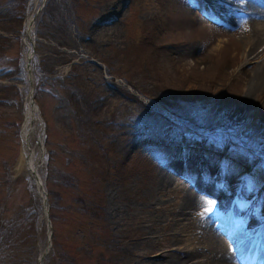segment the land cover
I'll list each match as a JSON object with an SVG mask.
<instances>
[{"label": "rangeland", "instance_id": "obj_1", "mask_svg": "<svg viewBox=\"0 0 264 264\" xmlns=\"http://www.w3.org/2000/svg\"><path fill=\"white\" fill-rule=\"evenodd\" d=\"M4 2L0 0V25L13 15ZM67 2L68 23L80 32L74 38L78 49L60 53L69 63L57 66L56 74L47 75L35 93L37 76L31 66L30 86L25 70L29 39L39 43L38 63L52 55L50 47H56L34 35L42 0H31L18 38L4 34L7 40L0 42L2 72L14 71L17 57L23 71L0 81L22 90L20 99L0 101V229L7 227L6 237L15 235L19 242L30 239L31 222L25 221V215L32 210L34 232L28 244L36 247L33 259L23 245L11 253L14 256L0 251V264L32 260L38 264L44 251L41 264H65L61 254L74 257L77 264H176L186 251L199 247L208 229L235 245L244 220L256 224L258 243H264V82L253 94L246 93L248 75L256 65L245 62L252 36L245 0ZM34 55L35 49L30 61ZM4 95L1 91L0 96ZM131 97L152 109L149 120L133 117L146 110ZM145 97L181 106L185 116L201 122V128H179L162 105ZM74 106L79 116L72 113ZM32 110L34 120L24 142L23 124ZM13 121L19 122L18 137L14 127L4 124ZM89 128L105 130L110 136V161L95 143L81 138H89ZM160 136L166 145L161 160ZM236 138L251 146L256 141L258 149L233 143ZM30 152L41 182L60 194L55 212L64 219L49 223V228L31 168L25 164ZM22 155L25 163L19 167ZM84 162L93 167L97 179L102 178L100 169L115 168L107 183L101 184L104 225L114 242L111 250L92 234L100 223L79 211L72 199L76 192L57 187L51 179L63 172L77 181L79 192H88L90 176ZM166 171L176 172L162 184ZM199 188L226 198L228 207L205 206L200 210L204 213L182 230L177 214L187 194L199 195ZM215 195L208 197L213 200ZM52 234L55 248L48 241ZM180 239L185 243L180 245ZM254 250L242 253L237 264H264V251L258 253V262Z\"/></svg>", "mask_w": 264, "mask_h": 264}, {"label": "trees", "instance_id": "obj_2", "mask_svg": "<svg viewBox=\"0 0 264 264\" xmlns=\"http://www.w3.org/2000/svg\"><path fill=\"white\" fill-rule=\"evenodd\" d=\"M30 2L31 0H5V2L2 4L3 6H9L8 10H12L13 12V18H9L7 21H4L6 25H0V42H4L7 40V37L4 36V34H9L11 36L15 35V38H18V34L23 30V22L25 20V16L29 13L28 10L30 8ZM2 7V6H1ZM74 8V6L72 7ZM65 12L68 14L70 13L69 9V3L67 0H45L44 6L39 12L37 18L35 19L34 22V35L35 33L38 35L37 37L40 39H43L47 42L53 43L56 45V47H50L49 50H52L50 52H53L52 55L49 57H44L42 58L39 63L38 61H35L37 55H38V47L39 43H36L35 41V55L33 61H31V66L33 69V73L37 76L36 77V83H35V89L34 92L38 91L39 85H43V81H46V76H54L56 74V68L57 66H62L66 63H69V59L65 57H60V53H64L65 55L68 54L66 53L65 49L69 50H77V44L75 34L77 35L80 33L78 29H73L72 25L68 23V20L65 16ZM72 27V29H71ZM72 34H74L72 36ZM1 49V46H0ZM60 49H64L63 52L60 51ZM1 51V50H0ZM54 55L55 58L53 57ZM4 57L0 55V62L2 61ZM16 63L14 65V71H6L2 72L1 65L0 64V81H3L7 78H12L16 74L20 75V73L23 74L22 71V63H21V58L17 57ZM37 63V64H36ZM75 68L74 66L72 69ZM74 70H71L70 72H73ZM53 79V78H52ZM129 86L132 87L134 91L137 93L143 94V92H139V90L131 84V82H127ZM4 92V96H0V101L1 100H6V101H11V100H16L21 98L22 90L17 87V85H12V84H1L0 83V92ZM126 94H128L127 91H125ZM129 95V94H128ZM133 100L137 102L139 106H141L143 109L146 111L140 110L139 116H134L137 120H149V112L152 111V109L149 108V106L144 105L136 97H131ZM146 98V97H145ZM148 101H152L151 103H159L162 105L164 110H166L171 116L175 117V120L179 125L182 127H179L178 124H173L174 126H178L179 128H192L195 130H198L201 128V122L200 124L197 123L199 120L195 118H188L185 116L184 111L182 110L181 106H175L171 102H164L160 100H154L152 97H147ZM71 107V106H70ZM72 108V107H71ZM152 108V107H151ZM190 108V107H188ZM180 110V111H179ZM73 114L76 116H79V108L77 106L73 107ZM157 114V113H156ZM195 117V116H194ZM6 126L9 127H14V136L18 137L19 136V122L18 121H13V122H5L4 123ZM97 129L99 128H94V129H87L86 133L89 136V138H84L81 136V138L85 141V139L90 140L91 142L95 143L96 146L98 147L99 151L104 153L106 155L107 161H110V157L112 156L111 152L109 151V146H110V136H108L104 130V132H99ZM162 136L159 137L157 140V153H158V159L161 160L162 156L164 154V151L166 150V145L163 144L162 142ZM243 143V146L246 148H249L251 145L243 139L236 138L233 143ZM252 148L258 149V144L255 141V144L251 146ZM107 150V151H106ZM154 162V160L152 159ZM85 163V168L87 169V173L89 174L90 178L88 181V186L89 190L88 192L81 193L79 192L78 188V183L77 181L69 175H65L63 172H58V179L56 178H51L54 184L59 187V188H64L68 190H73L76 193L72 196V199L76 206L78 207L79 211L87 217L89 221H92L94 223H100V226H98L97 231H92V234L97 236L96 239L98 238L99 240L102 241L104 248H108L111 250L110 246H113V240L110 238L109 230L108 228L104 225V197L102 195V186L103 182L107 183L109 180V176L111 172H114L115 168H111V166L107 165V167L102 168L99 170V175L102 176V178L97 179V177H94L92 175L94 173L93 167L88 165L86 162ZM148 168L152 167V163L149 162L147 165ZM146 166V168H147ZM147 168V169H148ZM6 174V172H5ZM9 183V178L7 177L4 180V185H7ZM45 191L47 193V201L49 204V218L52 222L56 220H63L64 218L61 217L58 213L55 212V210L58 207V199L60 198L59 192L50 189L48 186H46V182L44 184ZM33 214L32 210L28 212L25 215V221L31 222L30 224V229L31 232H29L30 239L27 237L28 240L24 241H18V239L15 240V235L8 236L7 235V227L3 228L1 230L0 234V251H6V254L10 256L11 253L15 249H17L19 246H24L25 249L32 255V259L35 256L36 253V247L33 245V243L28 244L31 242V233L34 232L33 229ZM51 243L53 248L56 241L54 234H52L51 237ZM21 249H23L21 247ZM117 248H114L112 253L116 252ZM59 259L62 260L65 264H77V260L74 257H71L68 254H61L59 255ZM113 259H115L113 257ZM99 262V261H98ZM33 260L29 262V264H34ZM100 264V263H99Z\"/></svg>", "mask_w": 264, "mask_h": 264}, {"label": "bare ground", "instance_id": "obj_3", "mask_svg": "<svg viewBox=\"0 0 264 264\" xmlns=\"http://www.w3.org/2000/svg\"><path fill=\"white\" fill-rule=\"evenodd\" d=\"M243 7L250 13V17L252 19V36L247 44L245 62L249 66L256 65L254 71L248 75L247 81L248 85L246 93L253 94L257 88L261 86L262 82H264V0H245ZM31 19L32 16L29 17L27 21L28 30L32 29L30 25ZM31 119L34 120L33 110L27 114L23 124L22 139L24 142H27V137L30 133L29 124ZM24 155H22L20 159L19 167L25 163ZM25 164L30 167L31 170L36 172L35 167L32 164L31 152L26 158ZM175 172L166 171L163 173L161 176V183L164 184L170 181L174 177ZM198 194L199 195L193 194L190 191L177 214L178 222H180V225L184 226L182 230L189 228L195 217L204 213L200 211L203 207L210 206L214 203H219V207L220 205L222 207H228V201L226 198L216 196L212 192L202 190L201 188L198 189ZM208 195H215V201L214 198L212 200L208 197ZM177 220L173 218L174 222H177ZM241 227L243 229V233H241L240 237H238L236 241V244H233V246L229 245L225 241H222L214 229H208L207 232L205 231L206 233H203V241L199 247H194V251H186V255L179 257L176 264H237V260L239 258L242 259V253H245L247 250H251V253H254V249H256L257 253V255H255L256 260L261 262V258L259 257L260 255L258 253L264 251L261 250L264 248V243H258L256 224L249 220H244ZM184 241V239H180L178 240V243L181 245L182 243H185ZM258 246L259 248H257ZM176 251H179V249H176ZM179 252L181 253L183 251L180 249Z\"/></svg>", "mask_w": 264, "mask_h": 264}, {"label": "water", "instance_id": "obj_4", "mask_svg": "<svg viewBox=\"0 0 264 264\" xmlns=\"http://www.w3.org/2000/svg\"><path fill=\"white\" fill-rule=\"evenodd\" d=\"M44 0H42L43 2ZM41 10V7L40 9H38L36 11V14H38V12ZM34 18H35V15H32V19H31V22H30V25H31V28L33 27V21H34ZM29 30L26 29L25 31V35L28 37L29 36ZM29 43H30V47L32 49V53H30L29 55H27L26 59H25V69H26V73H27V77H28V81H29V84L30 86L32 85V82H31V65H30V60L32 59L33 57V52H34V43L31 41V39H29ZM28 97L30 100H32V90L30 89V91L28 92ZM31 173L33 174L34 176V179L36 180V182L39 184L38 187L41 188V190L43 191V187L41 185V182L39 181L38 177H37V174L31 170ZM42 204H43V211H44V215L45 217L47 218V226L48 228L50 227L49 225V220H48V204L46 202V199H43L42 201ZM46 254V251L41 255V257L38 259V264H41V260L42 258L45 256Z\"/></svg>", "mask_w": 264, "mask_h": 264}]
</instances>
